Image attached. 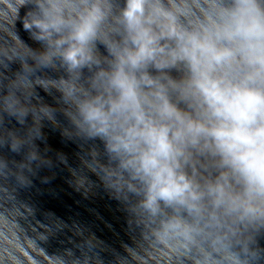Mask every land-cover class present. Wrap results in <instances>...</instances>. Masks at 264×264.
<instances>
[{
    "label": "clouds",
    "instance_id": "obj_1",
    "mask_svg": "<svg viewBox=\"0 0 264 264\" xmlns=\"http://www.w3.org/2000/svg\"><path fill=\"white\" fill-rule=\"evenodd\" d=\"M4 151L0 264H101L21 226L36 185L121 205L138 238L116 264H264V0H0Z\"/></svg>",
    "mask_w": 264,
    "mask_h": 264
},
{
    "label": "water",
    "instance_id": "obj_2",
    "mask_svg": "<svg viewBox=\"0 0 264 264\" xmlns=\"http://www.w3.org/2000/svg\"><path fill=\"white\" fill-rule=\"evenodd\" d=\"M17 27L20 28L19 25ZM20 35L27 39L22 30ZM97 48L102 55L106 54L102 45L98 44ZM40 95L51 102L43 92ZM7 126L14 127L15 122H8ZM43 132L44 143L52 149L68 153L78 150L76 145L63 141L58 129L46 124ZM90 144L103 152L101 141H92ZM0 155L19 159V156L7 151L0 152ZM13 199L25 203L33 213L27 220L21 221L22 227L29 231L35 228L40 234H45L47 230L45 239L38 241V244L50 255L72 249L75 256L80 257L87 251L82 237H87L98 244L93 251L100 257L101 264H116L117 258L124 257L125 249L133 247L138 238V230L129 224L127 213L115 201L105 199L74 205L41 191L39 185L16 192ZM261 244L264 245V238L261 239Z\"/></svg>",
    "mask_w": 264,
    "mask_h": 264
}]
</instances>
